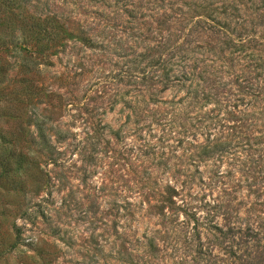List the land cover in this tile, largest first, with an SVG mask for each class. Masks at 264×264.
<instances>
[{
    "label": "rangeland",
    "instance_id": "rangeland-1",
    "mask_svg": "<svg viewBox=\"0 0 264 264\" xmlns=\"http://www.w3.org/2000/svg\"><path fill=\"white\" fill-rule=\"evenodd\" d=\"M14 7L0 264H264L260 0Z\"/></svg>",
    "mask_w": 264,
    "mask_h": 264
},
{
    "label": "trees",
    "instance_id": "trees-1",
    "mask_svg": "<svg viewBox=\"0 0 264 264\" xmlns=\"http://www.w3.org/2000/svg\"><path fill=\"white\" fill-rule=\"evenodd\" d=\"M261 6L264 7V0H260ZM0 4L6 9V16L16 15L14 11L15 0H0ZM1 34V33H0Z\"/></svg>",
    "mask_w": 264,
    "mask_h": 264
}]
</instances>
